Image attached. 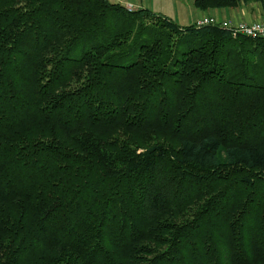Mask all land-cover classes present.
<instances>
[{"label":"trees","instance_id":"1","mask_svg":"<svg viewBox=\"0 0 264 264\" xmlns=\"http://www.w3.org/2000/svg\"><path fill=\"white\" fill-rule=\"evenodd\" d=\"M0 264H264V35L0 0Z\"/></svg>","mask_w":264,"mask_h":264},{"label":"crops","instance_id":"2","mask_svg":"<svg viewBox=\"0 0 264 264\" xmlns=\"http://www.w3.org/2000/svg\"><path fill=\"white\" fill-rule=\"evenodd\" d=\"M114 2L122 3L125 6L131 5L132 9L146 7L144 0H135V2L115 0ZM171 10L174 14L170 17L174 20H176L174 17H179L178 23L180 24H191L209 15L217 16L221 21L227 20L232 23H239L240 21L250 23L264 20V0H252L249 3L244 2L237 8L211 9L207 11L198 10L195 6L192 9L184 2L176 0V2H171Z\"/></svg>","mask_w":264,"mask_h":264},{"label":"built area","instance_id":"3","mask_svg":"<svg viewBox=\"0 0 264 264\" xmlns=\"http://www.w3.org/2000/svg\"><path fill=\"white\" fill-rule=\"evenodd\" d=\"M128 9H132L131 5L127 6ZM208 17V16H207ZM199 26H207V25H220L223 28L230 29L234 35L243 34L247 36H259L264 35V21H254L251 23L248 22H239L232 23L227 21H221L214 16H210L208 18H201L197 21Z\"/></svg>","mask_w":264,"mask_h":264},{"label":"rangeland","instance_id":"4","mask_svg":"<svg viewBox=\"0 0 264 264\" xmlns=\"http://www.w3.org/2000/svg\"><path fill=\"white\" fill-rule=\"evenodd\" d=\"M112 1L114 2L115 0H112ZM128 1L135 2V0H128ZM173 1L176 2V0H144L147 8L152 9L154 12H156L158 14H165L167 16H173V14H174L171 10V2H173ZM180 1L187 4L192 9L194 8V5H193L194 0H180ZM210 16L211 15H209L208 17H210ZM212 16H214V15H212ZM208 17L205 16V18H208ZM214 17L219 19L217 16H214ZM174 18L176 19L175 21L178 22L179 17H174ZM198 20H200V19H198ZM197 21H195V22H197ZM223 21H227V20H223ZM258 21H264V20H258ZM227 22H230V21H227ZM240 22H247V21H240ZM81 52H82V50L79 49L76 52H74L71 56H79L81 54Z\"/></svg>","mask_w":264,"mask_h":264}]
</instances>
